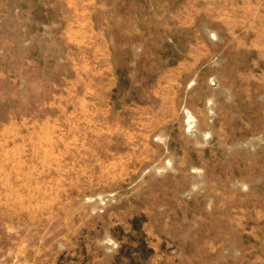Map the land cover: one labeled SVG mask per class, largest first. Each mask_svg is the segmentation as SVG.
I'll list each match as a JSON object with an SVG mask.
<instances>
[{
    "label": "rangeland",
    "instance_id": "rangeland-1",
    "mask_svg": "<svg viewBox=\"0 0 264 264\" xmlns=\"http://www.w3.org/2000/svg\"><path fill=\"white\" fill-rule=\"evenodd\" d=\"M0 264H264V0H0Z\"/></svg>",
    "mask_w": 264,
    "mask_h": 264
}]
</instances>
